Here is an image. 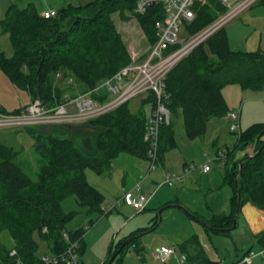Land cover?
<instances>
[{
  "label": "trees",
  "instance_id": "16d2710c",
  "mask_svg": "<svg viewBox=\"0 0 264 264\" xmlns=\"http://www.w3.org/2000/svg\"><path fill=\"white\" fill-rule=\"evenodd\" d=\"M258 1L264 6V0ZM135 3L136 0H90L79 5H63L56 8L54 16L45 18L32 4L19 7L11 2L0 19V30L8 34L13 51L10 56L0 51V69L28 93L29 101L35 98L48 104L61 101L68 87L57 86V75L61 80L72 77L84 85V91L94 89L99 80L111 76L131 60L112 20L113 13H119L123 20L135 18L150 45L157 39L154 23L164 16L163 4H152L138 13ZM192 8L194 18L186 25L190 33L225 10L219 0L196 2ZM227 84L261 90L264 52L232 50L221 27L176 63L165 77L166 105L170 114L180 112L186 137H202L209 119L228 113L221 93ZM147 103L151 110L155 104L153 93L143 98L141 106L134 111L126 101L86 120L93 131L70 124H55L47 132L37 130L36 126L21 128L33 137L34 151L46 159L35 180L16 162L18 151L0 143V235L7 231L12 242L8 246L0 237V264H38L39 245L34 235L55 253L66 247L62 234L66 231L70 239L79 240V251L83 252L85 229L66 228L78 211H64L61 201L73 195L86 215L102 212L104 195L87 181L85 170L90 168L98 174L109 171L120 152L148 159L149 143L144 139L147 113L143 108ZM176 146L174 128L169 121L159 129L157 159L162 160L164 152ZM247 148H251V154ZM234 150L245 152L237 158ZM223 166V178L233 189L231 211L200 219L207 223L203 224L207 231L224 232L232 228L237 191L239 208L248 200L264 213V121L238 131L233 150H226ZM157 221L156 217L152 227ZM140 232L134 230L121 239L119 245L131 236L118 253L136 241ZM255 240L264 248V230L255 234ZM199 245L197 235L192 234L180 241L178 248L189 263L209 262L200 256L203 252ZM135 249L142 250L138 246ZM11 250L15 253L11 254Z\"/></svg>",
  "mask_w": 264,
  "mask_h": 264
},
{
  "label": "rangeland",
  "instance_id": "374dc122",
  "mask_svg": "<svg viewBox=\"0 0 264 264\" xmlns=\"http://www.w3.org/2000/svg\"><path fill=\"white\" fill-rule=\"evenodd\" d=\"M88 1L90 0H0V12L2 11L4 14L11 2L19 7L32 4L39 12L45 8L51 9L49 7L54 9L67 4H84ZM125 14L130 15L127 11ZM111 17L125 42L130 59L136 58V56L142 58L150 44L137 20L135 18L123 20L117 12L113 13ZM223 27L231 49L250 48V50L255 51L259 50L258 46H261L264 52V6L261 2L256 1L243 9ZM0 51L6 56H10L13 51L8 34L1 32V30ZM57 78L58 87L61 89L68 87L64 92L65 95L76 96L86 92L83 90L84 85L76 82L72 77L61 80L57 75ZM105 79L99 80L95 86V93L93 94L95 98L98 96L104 98L110 94L108 85L104 84ZM236 85L238 84L227 86L238 88ZM263 88L259 91L244 90L246 95L257 94L259 96L264 94ZM238 89L243 91L241 88ZM147 95L148 93H143L129 100L130 109L132 111L138 109L141 106V101ZM28 102V93L11 82L0 69V108L12 112ZM249 103H255L254 105L258 106L260 110H264V98L259 102ZM143 108L148 114L150 104H145ZM256 116L261 118L259 113ZM169 121L174 128L177 146L166 150L163 159H157L153 169H149V159L120 152L113 159L109 171L98 174L90 168L85 170L87 181L104 195L100 214L86 215L84 208L77 206L73 195H68L61 201L64 211H78L68 221L66 228L68 230L79 227L85 229L82 236L84 250L82 253L78 252L83 264H102L106 259L109 260L121 245V243L119 245L120 240L137 229L141 230L137 240L130 243L121 253L117 252L110 264H162L153 256L155 250L161 245L175 249V253L168 258L166 264H180L178 257L181 252L178 243L192 234H196L198 237L200 244L198 247L203 252L200 256L209 260V262L195 261L196 263L233 264L246 252L257 253L263 249L255 240V234L264 230V213L248 200L242 202L235 217L236 222L234 225L232 224L233 226L229 231L214 232L205 229L203 224L207 223L200 219L207 220L214 214H228L231 211L230 198L233 189L223 178V163L226 156L221 161L216 158L214 148L210 144L214 135L211 124L206 125L204 136L190 139L184 134L180 112L171 113ZM228 122L230 123V120ZM54 125L40 124L34 126L39 131L47 132L51 131ZM70 125H80L89 131L94 130L85 121ZM229 129L230 125L228 128L227 124L223 122L216 144L221 149L230 151L233 150L240 128L238 127L235 131ZM33 141V137L25 129L0 128V143L11 146L18 151L15 158L16 162L35 180L42 166L46 163V159L34 151ZM246 151L252 152L251 148L249 150L247 148ZM244 152L243 150H234V155L238 158ZM204 164L209 166L207 171L203 170ZM166 172L170 176H180L181 180H174L173 185L164 183ZM138 181L141 183L142 191L150 197L158 190L149 207L140 211L133 209L120 199L124 191L132 188ZM149 185L153 191L150 189L151 187L148 188ZM134 193L137 192L134 191ZM193 216L198 219L196 220ZM156 217L158 218L157 224L152 227ZM34 236L39 245L38 255L49 254L50 249L47 243L37 235ZM0 237L5 244L11 245V238L7 231L2 232ZM135 246L142 250L138 251ZM191 253L194 254L193 251ZM263 261L264 252L253 259V263Z\"/></svg>",
  "mask_w": 264,
  "mask_h": 264
},
{
  "label": "built area",
  "instance_id": "2783aa9c",
  "mask_svg": "<svg viewBox=\"0 0 264 264\" xmlns=\"http://www.w3.org/2000/svg\"><path fill=\"white\" fill-rule=\"evenodd\" d=\"M204 1L136 0L135 12L143 13L148 6L162 3L164 16L155 20L157 39L149 45L143 57L132 58L130 62L105 79L104 84L108 85L109 95L102 99L95 98L93 89L76 96L64 95L61 101L54 104L43 103L40 99L35 98L19 108L18 111L7 112L0 109V128L20 129L40 124H74L109 112L143 93H153L155 104L147 114V126L144 133V139L149 143L147 152L150 160L149 169H153L157 160L159 129L161 125L169 122L170 117L164 94L167 73L183 57L189 55L197 45L258 0H219L225 10L204 27L190 33L186 29V25L190 24L195 15L192 7L196 2ZM55 13L56 9L51 8L40 14L48 18L54 16ZM226 117L230 120V130L235 131L238 128V113L229 111ZM225 156V149L216 152L218 161H221ZM208 169L209 166L204 164L203 170L207 171ZM174 180L180 181L181 177L165 173L164 183L173 185ZM139 182L135 185V188L138 189L136 194L128 190L120 197L124 203L137 211L143 210L148 201V195L140 190ZM62 234L67 241L66 247L59 252L39 255L38 264H83L78 253L79 240L70 239L66 231H63ZM263 252L264 248L257 253L248 252L233 264H254V257L263 254ZM12 253L15 251L11 250ZM174 253V247L161 245L155 250L153 256L160 263L165 264ZM178 262L180 264H210L188 263L184 253H180ZM263 263L264 261L260 264Z\"/></svg>",
  "mask_w": 264,
  "mask_h": 264
},
{
  "label": "crops",
  "instance_id": "0c3cea01",
  "mask_svg": "<svg viewBox=\"0 0 264 264\" xmlns=\"http://www.w3.org/2000/svg\"><path fill=\"white\" fill-rule=\"evenodd\" d=\"M49 8H53V7H49ZM47 9L48 8H45V9H43V11L47 10ZM54 9H56V8H54ZM40 11H42V10H40ZM1 15H4L2 11L0 12V19L3 17ZM258 47H259L258 49H261V46H258ZM232 50H240V49H232ZM243 50L252 51V50H250V48H245ZM227 85H229V84H227ZM227 85H225L221 89V93H222L223 98L225 99V102H226L227 107L229 109L228 112L229 111H235L238 113V121L237 122H238V127L240 128L239 130L245 129V127H247L248 125H250L254 122H263L264 121V114H263L264 110L263 109L260 110V108L258 106L254 105L255 104L254 102H259L261 99H263L264 94L259 95V96L257 94L246 95L247 93L244 89H242L243 91L238 89V88H240L239 85H236V86H238V88L228 87ZM249 102H253L254 104L249 103ZM257 110H260V111L256 112ZM258 113L261 115L260 116L261 118H258L256 116ZM223 122L226 123L228 128H229V122H228L226 115L222 116V117L211 118L207 122L208 123L207 126L211 124L212 131L214 132L213 133L214 135L210 141V144L213 146L215 154L218 150L221 149L220 146H218L216 144L217 143L216 141L218 138L219 130L221 129ZM225 150H227V149H225ZM248 150H249V148H248ZM250 154H251V152H250ZM162 164H163V162H162ZM140 184L141 183L139 182V188H140V190H142ZM135 185L130 189L128 188V190H131L132 193H134V191L138 192V189H136L137 187L135 188ZM150 187H151V185L148 186V188H150ZM150 189L152 190V187ZM128 190L126 189V191H128ZM157 192H158V190H156L155 193L152 194L153 196H151V197H150V195L148 196V201H147L144 209L149 207V204L151 203L153 197L157 194ZM134 194H136V193H134ZM119 197H120V195H119ZM166 203L168 204V202H166ZM254 264H260V263H254Z\"/></svg>",
  "mask_w": 264,
  "mask_h": 264
},
{
  "label": "water",
  "instance_id": "95a60500",
  "mask_svg": "<svg viewBox=\"0 0 264 264\" xmlns=\"http://www.w3.org/2000/svg\"><path fill=\"white\" fill-rule=\"evenodd\" d=\"M237 197H238V201H237V207H236V211H235V216H234V221H233V225L235 224V222H236V215H237V212H238V210H239V204H240V194H239V192L237 191ZM196 220L198 219V218H196L195 216H193ZM232 225V226H233ZM131 239V236H129L127 239H125L122 243H121V245L119 246V248L117 249V251L110 257V259L108 260V262H107V264H110L111 263V261H112V259L114 258V256L116 255V253L125 245V244H127L128 242H129V240Z\"/></svg>",
  "mask_w": 264,
  "mask_h": 264
},
{
  "label": "bare ground",
  "instance_id": "6f19581e",
  "mask_svg": "<svg viewBox=\"0 0 264 264\" xmlns=\"http://www.w3.org/2000/svg\"><path fill=\"white\" fill-rule=\"evenodd\" d=\"M204 42V41H203ZM122 67V66H121Z\"/></svg>",
  "mask_w": 264,
  "mask_h": 264
}]
</instances>
